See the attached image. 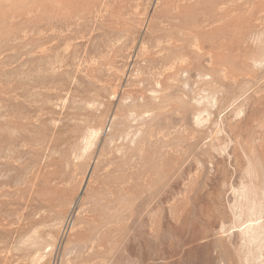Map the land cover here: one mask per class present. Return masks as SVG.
Instances as JSON below:
<instances>
[{
    "label": "rangeland",
    "instance_id": "374dc122",
    "mask_svg": "<svg viewBox=\"0 0 264 264\" xmlns=\"http://www.w3.org/2000/svg\"><path fill=\"white\" fill-rule=\"evenodd\" d=\"M0 264H264V0H0Z\"/></svg>",
    "mask_w": 264,
    "mask_h": 264
},
{
    "label": "bare ground",
    "instance_id": "6f19581e",
    "mask_svg": "<svg viewBox=\"0 0 264 264\" xmlns=\"http://www.w3.org/2000/svg\"><path fill=\"white\" fill-rule=\"evenodd\" d=\"M250 220H251V219H250ZM251 223H252V222H251ZM251 223H250V224H251ZM252 224H253V223H252ZM248 226H249V225H248ZM249 229H250V228H249ZM247 231H248V230H247Z\"/></svg>",
    "mask_w": 264,
    "mask_h": 264
}]
</instances>
